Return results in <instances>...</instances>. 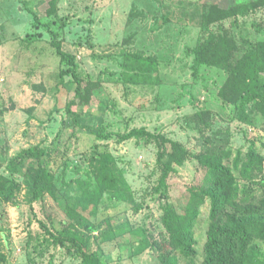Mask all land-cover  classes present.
I'll list each match as a JSON object with an SVG mask.
<instances>
[{
  "label": "rangeland",
  "instance_id": "obj_1",
  "mask_svg": "<svg viewBox=\"0 0 264 264\" xmlns=\"http://www.w3.org/2000/svg\"><path fill=\"white\" fill-rule=\"evenodd\" d=\"M25 1L49 27L34 28L23 1L0 0V174L8 175L10 157L40 144L50 150L48 165L59 192L57 199L45 193L41 201L31 204L25 171L14 174L21 184L15 203L0 198V264H80V258L55 243L40 222L53 233L68 224L87 233L67 208H76L75 197L96 185L94 149L110 155L109 168L127 186L121 198L109 191L103 194L91 216L94 226L105 218L127 221L156 240H168L155 191L160 176L157 146L144 138L120 139L132 129L161 134L190 152L167 179V201L178 212L187 204V191L201 184L205 175L196 154L223 142L232 152L227 164L237 185L236 207L230 210L238 216L251 210L264 213L261 112L249 105L248 121H244L237 107L219 94L228 80V68L247 43L264 47V5L204 29V5L227 8L253 0ZM162 16H167L166 22L154 26ZM49 28L58 33L63 49L74 54L78 75L92 84L88 99L75 100L73 113L66 106L74 98V89L60 83ZM36 32L40 33L36 40L27 41L26 36ZM211 33L213 42L195 68L194 48ZM130 54L152 58L153 64L137 63ZM69 79L66 76L65 82ZM250 148L263 161L244 179L232 162L238 154L244 161ZM209 209V200L199 206L193 226L195 253L178 254L181 264L201 263ZM106 224L89 232L92 249L103 251V264H160L152 247L133 252L138 238L129 232L106 240L108 229L115 230L116 223Z\"/></svg>",
  "mask_w": 264,
  "mask_h": 264
},
{
  "label": "trees",
  "instance_id": "obj_2",
  "mask_svg": "<svg viewBox=\"0 0 264 264\" xmlns=\"http://www.w3.org/2000/svg\"><path fill=\"white\" fill-rule=\"evenodd\" d=\"M32 15L33 26L48 25L43 23L36 9L31 3L21 0ZM264 5V0L235 3L227 8H221L216 4H206L201 13V26L207 29L210 24L220 22L230 17L244 14ZM167 16H162L161 22L154 26L160 27L166 22ZM51 35L50 44L59 59L58 76L60 83L68 84L74 89V98L67 104V111L72 112L71 107L77 98L86 100L92 84L84 81L77 71V63L74 54L65 51L59 41L58 33L48 29ZM40 35L26 36L27 41H34ZM213 33L205 41L194 48L193 66L198 68L203 62V55L213 42ZM137 63L146 62L153 64V59L139 54H130ZM132 59V60H133ZM229 76L219 94L224 100L233 103L239 117L248 121L246 109L249 105L256 108L262 115L264 128V47L259 44L247 43L241 56L228 68ZM70 79L65 82V77ZM77 117V115L75 116ZM83 127V126H82ZM131 138H144L153 141L157 146L156 164L160 169L155 191L159 194L162 207V223L168 233V240H156L145 229L132 228L127 221L111 220L105 218L100 224L95 225L91 216L96 213L100 199L105 192H112L116 198H121L123 189L127 186L119 180L118 176L109 168L110 155L97 149L92 150V157L98 163V171L95 175L96 185L94 189H83L79 196L75 197L77 207L70 206L67 209L74 221L87 230L86 232L75 230L65 225L58 233L51 232L43 222L40 225L46 229L53 241L66 248L80 258V264H103L102 249H92L90 243V230L100 229L102 223H116L108 229L106 240H113L130 233L138 238L133 252L142 253L147 247L156 249L159 253L160 264H181L178 254L190 256L195 253L193 226L198 216V208L205 200H209V226L204 244L203 259L200 264H264V213L256 214L252 210L242 215L235 214L230 208H235L237 185L232 168L227 164L232 152L226 147V143L214 144L207 151L196 154L201 167L205 169V175L201 184L187 191L188 201L181 212L169 203L168 200V176L175 172L174 165L182 164L191 154L179 142L170 140L161 134H153L144 128L132 129L126 134L120 135L121 140ZM205 141V140H203ZM169 145V146H168ZM50 150L40 144L21 149L10 157L6 163L8 175L0 174V198L15 203V194L20 191L21 184L13 177L14 174L25 171V191L29 203L41 201L45 193L57 199L58 189L55 176L48 165ZM27 161H32L31 165ZM262 156L250 148L246 153V159L239 161V154L233 159V166L238 168L244 179H249L254 168L260 166ZM27 164V165H26ZM28 166V167H27ZM30 167V168H29ZM264 192V180L261 181ZM264 206V198L262 199ZM88 212L85 214L84 212ZM90 214V215H89Z\"/></svg>",
  "mask_w": 264,
  "mask_h": 264
}]
</instances>
